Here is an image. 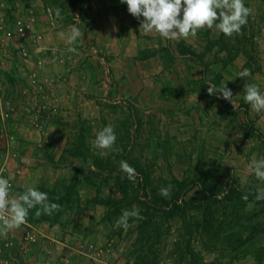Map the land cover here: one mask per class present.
I'll list each match as a JSON object with an SVG mask.
<instances>
[{
    "label": "rangeland",
    "instance_id": "rangeland-1",
    "mask_svg": "<svg viewBox=\"0 0 264 264\" xmlns=\"http://www.w3.org/2000/svg\"><path fill=\"white\" fill-rule=\"evenodd\" d=\"M244 4L252 14L241 34L204 29L191 50L149 48L143 18L120 0H0V176L12 195L34 187L61 206L51 216L31 209L25 225L0 235V264H264V200L255 199L264 182L246 172L264 158V129L243 100L246 83L264 93V0ZM70 26L81 32L71 45L57 35ZM156 52L191 61L205 96L187 118L169 106L145 114L139 97L125 96L132 81L122 83L119 56L143 68ZM244 69L251 75L241 79ZM224 84L234 105L207 94ZM108 125L116 142L101 156L92 142ZM133 206L144 218L117 227ZM68 233L82 237L84 252L65 248Z\"/></svg>",
    "mask_w": 264,
    "mask_h": 264
},
{
    "label": "clouds",
    "instance_id": "clouds-1",
    "mask_svg": "<svg viewBox=\"0 0 264 264\" xmlns=\"http://www.w3.org/2000/svg\"><path fill=\"white\" fill-rule=\"evenodd\" d=\"M127 5V10L137 20L142 17L140 30L145 34H157L165 40H187L195 38L198 31L213 29L225 37L241 34L242 27L248 23L252 9L246 7L244 0H120ZM49 15L53 9L49 8ZM55 14L60 17V9H55ZM58 37L67 44H73L81 35L80 29L70 26V31L60 32ZM69 52H76L73 47ZM251 75L249 69L238 73L241 79ZM219 93L218 99H224L234 105L233 93L224 84L222 87L209 85L207 94L212 96ZM243 100L254 113H264V93L255 84H245ZM116 134L112 125L103 127L96 133L93 146L100 150L99 155L104 156L113 149ZM120 171L125 173L129 181L135 182L138 175L136 170L121 160ZM246 172L255 175L256 179L264 182V158H253L246 166ZM11 184L8 179L0 176V235L6 236L9 231L20 229L28 220L29 210L37 209L36 217L41 215L51 216L60 210V205L49 202L48 194L34 187H26L23 192L11 194ZM159 194L164 198L171 195V185L161 188ZM58 199V197H57ZM244 201L248 195L242 196ZM257 201L264 200V188L258 189L255 194ZM142 220L139 209L135 206L129 211L124 210L116 222V226L125 231L130 227L129 219Z\"/></svg>",
    "mask_w": 264,
    "mask_h": 264
},
{
    "label": "crops",
    "instance_id": "crops-1",
    "mask_svg": "<svg viewBox=\"0 0 264 264\" xmlns=\"http://www.w3.org/2000/svg\"><path fill=\"white\" fill-rule=\"evenodd\" d=\"M99 16L96 17L97 20L94 24L95 29H101L103 27V20L101 19L102 14L99 13ZM108 21H112L110 17H108ZM107 26L109 29V25ZM111 29H117L115 23L112 24ZM214 32L216 31L210 29L211 36H215ZM140 39L143 40L142 38ZM144 40L149 48H160L162 44L165 45L170 43L171 45L180 44L193 50L201 46L204 42V36L202 31H198L195 38L190 37L187 40H165L157 34H146ZM162 54L163 53L156 52L145 58V60L140 62L143 68L139 67V65L134 66L133 64L129 66L127 57L123 54L119 56L120 60L124 61L122 64L124 66L123 72L125 77L122 83H128L130 79L132 81V90H130V92L126 91L125 96L139 97L142 100V106H146V110H143L145 114L153 112V108L169 106L172 107L175 114L187 118V114H191L197 110L194 108L196 104L193 99L195 98V102L198 103L205 95L200 97L196 85L194 86L192 84L190 75L191 61L188 59L187 54L177 53V58L174 63L167 62ZM169 81L173 82V90L169 89ZM169 92L173 95L170 94V96ZM198 97H200L199 100H197ZM199 104H201V102ZM205 109L212 113L209 108L205 107ZM253 121H255L254 124L259 125L258 127L264 129V113H256ZM66 236L67 239L65 238L66 241L63 245L67 250H81L84 246L85 241L82 240V237L76 236L75 233H68ZM81 251L84 252V250Z\"/></svg>",
    "mask_w": 264,
    "mask_h": 264
}]
</instances>
